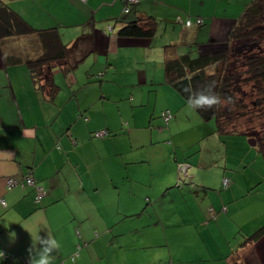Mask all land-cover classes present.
I'll use <instances>...</instances> for the list:
<instances>
[{"label":"crops","instance_id":"crops-1","mask_svg":"<svg viewBox=\"0 0 264 264\" xmlns=\"http://www.w3.org/2000/svg\"><path fill=\"white\" fill-rule=\"evenodd\" d=\"M252 1L254 0H140L139 4L134 6L135 12L131 11L132 13H127V15H133L135 20L154 17L159 22L157 33L152 40H125L127 41L125 45L151 47V50H156V55L159 56L165 54V47L169 45H176V47L184 45L186 50L190 48L214 50V48L227 43L229 32L246 5ZM19 2H14V9L37 29L53 28L54 26L47 27L50 19L47 12L50 17L55 16V27L61 31V37L65 42L71 45L79 40V47L75 49V52L80 57L86 55L80 62H84L91 55H98L99 50L96 47L108 38L109 27H113L112 21L116 25L110 33L117 31V34L119 28L129 22L122 21V23L118 19L123 14L122 0H44L43 3L48 2L49 11L42 8L32 10L30 13L33 14H29V17L24 14ZM51 6H54V9L51 10ZM188 16L201 17L204 19V24L188 28L184 24ZM177 17H181L183 22L178 23ZM52 24H54L53 20ZM83 36H86L87 39H82ZM14 43L16 42H12V44ZM20 44L26 46V41H17V45ZM108 44L110 46V40ZM11 47L14 48L12 45ZM179 52L181 51H176L175 54H179ZM157 59L160 63L161 59ZM60 68L61 72L59 73L53 71V81L58 86V92L55 97L51 98L47 89H41L34 83L25 66L6 65L0 51V200L5 202L2 204L0 201V264H24L25 260L32 262V258L43 247L39 243H34V240L39 241L41 238L54 242L55 247L51 253L52 264H104L101 262L100 256L107 255V249L100 253H96L94 250L99 245L101 235L123 236L124 233L117 231L115 225L123 223L126 219L142 215L144 208H138L140 204L144 203V200L147 203L153 202L154 213H151V217L156 214L159 217L158 220L162 221L161 214L159 215L156 210L157 202L160 207L162 203L163 207L171 206L169 209L179 216L181 224L190 227L181 236L182 246L179 251L182 259L172 260L162 251L157 254L160 256L159 258L153 253L151 259L144 260L145 264H166L168 262L171 264H200L204 261L205 255L209 256L210 261L225 260L227 263L235 264V260H232L234 250L230 248V253H227L226 241L228 239L222 236L221 232H218L216 244L222 245L224 242L223 248L221 246V248L212 249L207 246L191 248V245L185 242L192 238L193 227L200 226V223L210 224L209 217L212 220H218L224 213L230 212L231 218H235L242 210L252 208L250 210L252 211L253 206L258 203L260 206L256 213L248 215V219L252 218V221L257 223L264 222H261L264 219V197L260 202L254 199L249 206L239 204L264 183V157L254 148L251 139L248 137L246 140L239 138L244 149H254V155L251 150L246 153L247 156L252 155L251 160H247V156L232 160L229 151L224 157L216 158H212L214 153L210 152H207L208 155L205 153L196 155L198 152V149H195L196 145L191 147L187 152L186 159L190 156L192 159L190 162H186H189L193 168L192 184L189 185V182H186L187 186L182 189V192L171 191L175 186L177 165L181 159L185 158L179 157L174 152L176 156L173 162L170 158L171 146L169 142H173L174 146L180 149L183 148L181 141L185 136L189 137L187 148L190 147V142H196V134L193 133V129H191L192 133H184L182 129L179 130L183 119L189 121L190 116L194 117L192 110L189 111L185 107L188 104L180 100V96H177L175 92L169 90L167 92L169 104L176 106L172 110L177 113L174 115L172 125L170 124L173 130L170 129V125L169 130L158 129V126L162 125L161 119L151 121L158 116L159 112L163 111L158 109V93L156 92L155 96L156 102L153 101L151 104L152 93L155 91L153 89L140 91V87L137 86L143 84L154 87V85L167 84H164L162 79H157V73H147L148 71L144 70L143 77L137 76L136 83L135 80L131 82L122 80L123 76L115 79L124 82V86H132L129 90V98L126 97L123 100L125 103L132 106V102H137L138 107H143L145 102L149 106H154L149 114L152 116L151 120L142 122V125L136 124L134 121L131 125L129 119L126 124L131 129L126 132L120 131V126H122L120 115L116 123H104L89 128L91 133L98 128H107L108 124L113 128L117 124V130L112 133L110 131V136L106 138H97L96 141H91L89 135L81 138L76 135L69 138L61 137L59 133L63 129L61 131L56 129L59 117L62 115L64 117L70 115L73 118L75 116L82 117L85 112L89 111L91 117L90 119L85 117L84 121L88 120L86 123H93L94 112H92V106L79 105L81 95H76L72 90L74 79L69 81L70 73L66 74L63 68ZM114 69L115 72L106 74H111L114 77L119 74L118 72L121 73L118 65H115ZM104 75V73L101 74V76ZM126 75H128V79H132L131 75ZM142 78L143 81L139 83ZM149 78L153 79L151 83H149ZM43 84L44 81L41 86ZM88 84L92 85V82L91 79L86 78L83 84L86 87L84 91L89 87ZM92 87L90 86L89 89ZM49 101H55V106H50L51 102ZM72 101H74L73 104L70 103ZM122 105L121 102L118 104V110ZM70 106L73 108L68 112ZM58 110L59 112H57ZM55 117H57L56 120ZM65 124L69 126L67 130L70 127L74 128L71 123ZM52 128L55 129V135ZM210 139L207 141V145H214L216 141L218 142L216 136ZM58 141L61 142V146ZM122 141L124 143L121 146ZM233 142H235L234 137L231 139L232 144ZM90 143L95 144V149L90 153L84 152L85 149L88 151L87 147ZM56 144L58 145L56 146ZM145 148H158L156 154L159 165L156 170H151L148 166L152 161L149 155L141 154V158L139 157V151ZM165 149L167 155L161 153L165 152ZM101 150H105L106 153L103 155ZM192 151L194 152L192 153ZM83 153L91 159L95 158L99 163L102 159L104 163H107V167H104L102 172L105 178H100L98 184L91 178V173H89L91 168L86 163ZM256 160L263 163V167H258V170L255 167ZM143 167H147V171L140 170ZM214 168L219 170L216 175L218 181L230 177L232 184L227 189H224L222 185L220 190L210 193L211 190L205 178L208 177L207 172ZM250 169L251 174H248ZM29 172H32L37 185L46 191L40 202H36L35 199L37 190L25 184V178ZM242 173L243 175H241ZM88 174L90 178L86 179ZM10 178L18 180L19 184L8 189L6 181ZM143 185L145 188H142ZM139 188L144 191L141 195L137 192L140 191ZM200 188L208 190L202 200L196 198L200 195L198 190ZM241 189L245 193L238 196ZM93 190L109 192L112 205L108 204L105 198L98 193V196L94 197L95 212L90 216L89 213L87 214L86 203H89L90 208L92 198L94 194H97H93ZM157 193H160L161 199L156 196ZM145 195L146 199L143 197ZM127 200L135 204L125 206L124 202ZM211 210L214 212V217ZM143 213H145V209ZM218 216L220 217L218 218ZM150 222L153 221L150 220ZM97 223L98 227L102 228L101 233L99 229L94 228ZM194 224L196 225L194 226ZM171 228L177 229L178 227L171 225ZM204 229L214 232L215 226L211 225ZM246 234L250 235L248 232ZM112 246L119 248L118 243L115 242H112ZM108 247H111L110 244ZM248 247L239 249L245 250ZM77 251L80 255L73 260ZM118 254L126 257L122 252L110 251L109 262L116 264L114 260L121 261L115 258ZM141 255L144 254H137L131 258L126 257V262L139 264ZM248 259L252 258L246 260ZM261 263L264 264L262 261L254 264Z\"/></svg>","mask_w":264,"mask_h":264},{"label":"rangeland","instance_id":"rangeland-1","mask_svg":"<svg viewBox=\"0 0 264 264\" xmlns=\"http://www.w3.org/2000/svg\"><path fill=\"white\" fill-rule=\"evenodd\" d=\"M44 0H24L23 2L20 3V7L22 11L24 12L25 15L29 17V14L32 10H40L45 9L49 11V6L48 2L43 3ZM124 7V6H123ZM134 7V6H133ZM132 8L133 13L135 12V7ZM54 9V6H51V10ZM123 12V11H122ZM132 13V12H131ZM49 19V22L47 23V27H55V16L50 17V14L47 12ZM130 17V18H128ZM193 17V16H191ZM118 19L127 22L131 20H135L133 15H127L126 13L123 12L122 16L118 17ZM52 20L54 21V24H52ZM31 24V23H30ZM113 27L115 28L116 23L111 22ZM32 25V24H31ZM262 28H263V33H264V20L262 21ZM42 27V26H39ZM112 26H110L111 30L109 29L108 38H106L104 41H102L101 45L97 46L96 48L99 50L98 55H91L88 57L84 62H80L79 66L71 71L70 75V80L74 79V85L72 90L77 94L81 95V98L79 100V105H86V106H92V112H94V121L93 123L84 121V118L90 119V113L85 112V114L82 115V117L75 116L74 118L70 115H66L65 117L62 115V117H59L56 123V129H60V131L63 129L62 132L59 133L61 137H67L69 138L70 136L73 137V135H76V137L81 138L83 136L89 135L91 138V141H96L97 137H95V133L97 131L101 130H107L108 133H111L113 131L117 130V124L113 128L109 124L106 127L98 128L96 130H93L90 133L89 128H93L95 126H99L104 123H116L117 119L120 118V121H122V126H120V131H128L131 129V127H128L127 122L130 121V124L132 125L133 122L135 121L136 124L140 123L141 125L143 124L142 122H148V120L152 119V116L149 114L153 110L154 106H149L148 104H145L144 106H137V102H132V106H130L129 103H125L123 100L127 97L129 98L130 96V88L132 86H124V82H122L120 79H115L118 77H122V80L126 82H131L132 80H135L136 83V78L137 76L143 77V72L144 70H147L152 73H157V79H162L164 82V64H165V57L167 56L166 53L163 54V56L156 55V50H151V47H139V46H129L125 45L127 41L125 40H135V39H124L118 36L117 31L114 33H110L113 31ZM61 32V31H60ZM169 34L167 33V37ZM109 40H110V46H109ZM122 40V41H121ZM65 42V40L63 39ZM67 44V42H65ZM226 45L218 46L217 48H214V50H220L224 49ZM181 51L179 54H184L189 52V50L185 49L184 45H179L176 48L169 49L168 51L171 52L172 54L168 53V55H173L176 51ZM264 50V45L257 43L255 40H248V41H242L237 43L236 46H234L233 54L232 57L234 58V61L232 63V66L230 68L231 73L233 74V79L235 81V91H237V94L242 97L243 100L247 101V104L249 105V110L243 111L242 114L231 112L230 110H225L224 111V117L225 118H233L238 117L239 115H243L242 117V125L244 126L243 129L247 130L248 132H252L251 134H254L261 130L264 127V115L262 112L257 110V107L254 106V102L257 98V95L252 87V85H244L243 82L239 81V79L244 78L243 76V70H245V66L243 64L244 57L249 56L251 54L259 53ZM195 52L199 53L198 51L205 53L209 52V50H204L203 48H200L197 50L195 48ZM165 52V51H164ZM144 56V57H143ZM161 59V62L159 63L158 59ZM115 65L119 66V74L113 77L111 74H106V73H113L116 70ZM122 67V68H121ZM55 73L61 72V68L59 66H55L54 68ZM132 72V73H130ZM104 73V76H101V74ZM129 74L132 76V79H128ZM72 75V76H71ZM162 75V76H161ZM113 79H112V78ZM88 78L91 79L92 85L88 84V88L84 91L85 85V79ZM143 81V78L140 80L139 83ZM153 79L149 78V83H151ZM106 82V83H105ZM90 86H93L91 89ZM102 86V87H101ZM129 87V89H128ZM137 87H140V91H149L150 89H153L152 93V98L151 99V104L153 101H155V96L156 92L158 93V98H157V104H158V109L163 110L162 112L165 111H170L172 112L173 115H176L175 110H172L173 107L176 108V106H171L168 101V96L167 92L172 90L175 92V94L178 96L179 93L173 89L172 86L170 85H163L161 84L160 86H155L154 87H149L146 85H138ZM156 88V89H155ZM167 88V89H166ZM171 88V89H170ZM89 89V91H88ZM152 92V91H151ZM180 96V95H179ZM180 100H183L182 97L180 96ZM170 100V99H169ZM123 101V102H122ZM132 101V99H131ZM51 102L50 106H55V101H49ZM121 102L123 104L120 106L118 110V104ZM156 102V101H155ZM184 102V100H183ZM71 104L74 103V101L70 102ZM104 104V106H102ZM62 105V103H61ZM78 106L77 104H75ZM95 105V106H94ZM187 110L191 111L192 108L185 106ZM73 106H70V109L68 112L72 110ZM250 110H254V113H250ZM59 112V110L57 111ZM120 112V114H118ZM162 112H159L158 116H156L153 120H159L162 118L161 114ZM77 113V112H76ZM77 115V114H76ZM58 116V114H57ZM77 117V118H76ZM240 117V116H239ZM57 117H55L56 120ZM197 118V117H196ZM81 119V120H80ZM108 120V121H107ZM84 121V122H83ZM200 123V120L192 119L189 121H185L183 119V124L181 125L179 130L182 129L184 133H192L191 129H193V133L196 134L197 132V127L198 124ZM215 122L213 121L212 125L215 128ZM64 123H71V126L73 125L74 128H69L66 124ZM173 121L170 122L172 125ZM197 124V125H196ZM170 125V129L173 130V128ZM200 127V125H199ZM198 127V128H199ZM169 130V129H168ZM194 130L196 132H194ZM52 131L54 132L55 135V129L52 128ZM95 138H94V137ZM110 136V135H109ZM232 137H229L227 139V142L225 144H221L216 141V143L211 147V149L214 151V154L212 155V158L216 157H224L229 151V156L233 160L235 158H241L244 156H247L246 153H248L251 149H244L243 146L241 145V140L239 138H244V140L247 139V137H242L241 135H230ZM235 138V142L233 144L231 143V139ZM106 138V137H105ZM73 140V138H72ZM189 140L188 136H185L182 141V149L174 146L173 142H170L171 146V159L175 160V154H178V156L183 157L185 159H181L180 163L177 165V174L175 176L174 180V188H172L171 191H177V192H182V189H184L185 186H187L186 182H189L188 184L191 185V180H193V174H192V167H189L187 169V172L185 169H182L181 167L186 165V161L190 162V158L186 159L187 152L191 149L193 146L200 147V143L198 142H190V147L187 148V141ZM59 142V141H58ZM248 142V141H247ZM121 143V142H120ZM124 141H122L121 146L123 145ZM204 143V141H203ZM249 144V143H248ZM58 144H56L57 146ZM61 142H59V146H61ZM94 143H90V145L84 150L86 153H90L91 150H94ZM233 147L232 149L230 147ZM175 147V148H174ZM250 148V147H249ZM155 149L151 148H145L141 149L139 151V157L141 158L142 155H149L152 158V161L150 164H148L149 168L152 170H156V168L159 165V160L156 154ZM82 152V151H79ZM161 152V151H160ZM175 152V154H174ZM194 151H192L193 153ZM101 153L103 155L106 153L105 150H101ZM162 154L167 155V150L165 149V152H161ZM205 155L208 153L205 151V147L201 149L199 152H197L196 155ZM252 155L255 154L254 149L251 150ZM84 156V159L86 160V163L88 166H90V172L91 173V178L93 181L97 182L99 179L105 178V175L102 173L103 168L107 167V163L102 161H97L95 158H90L86 154H82ZM189 155V154H188ZM252 155L247 156V160L252 159ZM169 162V161H168ZM85 163V162H84ZM211 163V162H210ZM86 165V164H85ZM263 163L255 161V167H263ZM87 166V165H86ZM140 170H146L147 167L140 168ZM211 173V174H210ZM219 170L217 168H214L213 170H209L207 172V178H205L206 183L211 190L210 193H212L214 190L218 191L220 190V187L226 189L224 186V179L221 181H218V178L216 175H218ZM248 174H251V169L250 171L247 172ZM253 173V171H252ZM210 174V175H209ZM138 175V174H137ZM145 175L147 173L145 172ZM243 175V173L241 174ZM90 178V175L86 177V179ZM231 180L232 178L229 177ZM204 180V181H205ZM96 184V185H97ZM95 185V184H94ZM146 185V184H145ZM145 185H143L142 188H145ZM141 188V189H142ZM140 190V188H139ZM200 192V195L196 198L202 200L205 198V194L208 193V190H204L203 188L198 189ZM214 191V192H215ZM139 195L143 193L144 191L140 190L137 191ZM94 193H97L96 195ZM98 193L105 198V201L108 204H111V198L109 196V192L102 191V192H96L93 190V198L91 202V206L89 208V203H86V210L87 214L89 213L90 216L95 212V202H94V197L98 196ZM245 192L244 190H240L238 192L239 195H243ZM263 194H264V183H262L260 186H258L257 191L255 190L253 193L249 195L246 199H243L242 201L239 202L241 206H249L250 203L255 199L258 202L263 201ZM157 197L162 198L160 193L156 194ZM146 199V195L143 196ZM153 201V200H152ZM162 201V200H161ZM132 201L127 200L124 202L125 206H130L129 204L132 205ZM152 203H147L144 200L143 204L139 205L138 209L144 208L145 213H143L144 209L142 210V215L139 217L133 218V219H126L123 223L115 225L117 227V231H122L124 233L123 236L120 237H113L110 234H102L101 239L99 240V245L94 248L96 253L104 252L105 249H107L106 254L107 255H101L100 257L102 258L101 262L104 264H112L109 262V252H117L124 254L126 257H133L134 255L137 254H144L140 256V262L139 264H145L146 262L144 260H149L153 257V253L157 258L160 256H157L159 252H165V254L169 257H171L172 260L176 259H182V256H180V249H181V236L183 235L184 232H186L190 227L184 226V224H181L180 218L177 214L171 212V206L168 205V207H163L161 203V207L159 206L157 202V207L156 210L161 214L162 221L158 220V216L154 214V217H151V213L153 211V206ZM135 204V203H133ZM260 206L258 203L257 205L253 206V210L250 211V209H245L240 211L235 218H231V213H224L222 215L221 219L218 220H212L210 217V224L205 225L201 224L200 226L193 227L194 233L192 238H189L185 243H188L191 245V248L195 247H204L207 246L208 248H218V247H224V242H222V245H218L217 243V238L219 236L218 232H221L222 236L227 238V246L228 247V254L230 253V248L234 250L233 252V261L235 260V264H245L244 262L246 261L247 258H252V260H257V262H263L264 263V237H262L257 243L252 244L245 250H240V244L244 241V237L247 235L246 233H253L257 229H259L262 225H264V219H262L261 222L263 223H257L253 222L252 218L248 219V215L255 214L257 211V208ZM177 208V207H175ZM183 211V210H182ZM226 210L224 209V212ZM250 213V214H249ZM214 217V216H213ZM220 216H218L219 218ZM248 219V220H247ZM152 220L153 222H150ZM171 225L177 226V229H172ZM183 225V226H182ZM188 225V224H186ZM211 225L215 226V231L210 232L208 230H205L204 228H207ZM94 228L97 230H100V233L102 231V228L98 227V223L94 225ZM122 228V229H120ZM242 229V230H240ZM116 233V232H115ZM95 234V232H94ZM169 240V242H168ZM112 242L118 243V249L112 246ZM110 244L111 247H108ZM220 247V248H221ZM113 248V249H112ZM139 248V249H138ZM170 248L169 250H167ZM189 249L190 247H185ZM135 249V250H134ZM83 250V249H82ZM167 250V251H166ZM238 254V256H237ZM126 257H123L121 254L116 255L115 258L120 259L121 261L114 260V263L116 264H132L130 262H126ZM135 257V256H134ZM223 257V256H222ZM231 260V261H232ZM113 262V260H111ZM176 262V261H175ZM230 264L227 263L225 260H211L208 255H205L204 261L201 262L200 264ZM161 264V263H158ZM166 264H171L170 262ZM262 264V263H261Z\"/></svg>","mask_w":264,"mask_h":264},{"label":"trees","instance_id":"trees-1","mask_svg":"<svg viewBox=\"0 0 264 264\" xmlns=\"http://www.w3.org/2000/svg\"><path fill=\"white\" fill-rule=\"evenodd\" d=\"M14 2L20 4L22 0H0V51L4 62L6 65L25 66L34 83L41 89H47L49 96L53 98L58 92V86L53 81V68L59 66L63 68L66 74L71 73L87 53L84 54V57L78 56L75 49L79 47V40L71 45L66 44L58 27L37 29L32 26L23 15L14 9ZM131 11L132 8H130L129 13ZM198 18L201 17L188 16L184 21L185 26L188 27L186 22L189 19L192 21V26H200L196 23ZM263 20L264 0H254L246 5L229 32L224 49L211 50L205 53L198 51L199 53H197L194 51L195 48H190L188 49L189 52L184 54L174 53L168 55V53L172 54L168 50L176 48V45L165 47L167 56L164 64V84L172 86L186 104H188V93L184 92L186 86L193 90H200L211 85L210 94L219 97L218 102L211 106L205 105L191 109L194 117L190 116V120L191 118L195 121L196 119L200 120V123L198 122V127L199 125L200 127L196 128V142L200 143V147L196 146L195 148L198 149V152L205 147L206 152L214 153L211 149L213 144H211L212 146L207 145V141L212 137L216 136L219 143L225 144L227 139L232 137L230 135H241L251 139L254 148L264 157V127L253 136L252 132L243 129L242 117L246 114L239 115L240 117L234 116L233 118L224 117L225 110L239 112V114L249 110L247 101L243 100L235 91L234 76L230 71L234 61L232 52L234 46L242 41L255 40L257 43L264 45V33L261 26ZM176 21L178 23L183 22L181 17H177ZM158 24L159 22L154 17L132 20L119 28L118 36L124 39L152 40L156 36ZM85 38L87 39L86 36L82 37V39ZM88 39H90L89 36ZM20 40H25L26 46L17 45V41ZM12 42L16 43L12 44ZM197 50L199 49L197 48ZM243 64L245 66V70H243L244 78L239 79V81L243 82L245 86L252 85L257 95L253 105L264 115V50L244 57ZM43 81L44 84L41 86ZM229 97H231V100H229ZM250 111V113H254V110ZM161 116L162 125L158 126V129L164 131L168 129L174 115L170 111H165L162 112ZM213 121H216L215 128L212 125ZM194 132L196 131L194 130ZM109 134L107 133L103 137L95 135V137L105 138ZM186 164L191 167L189 162H186ZM225 180H228L227 185L224 182L227 189L231 186L232 179L230 180L228 177L224 178ZM262 237H264V225L254 233L246 235L240 247L251 246ZM255 262L257 260L248 259L244 263L254 264Z\"/></svg>","mask_w":264,"mask_h":264},{"label":"clouds","instance_id":"clouds-1","mask_svg":"<svg viewBox=\"0 0 264 264\" xmlns=\"http://www.w3.org/2000/svg\"><path fill=\"white\" fill-rule=\"evenodd\" d=\"M212 86L208 85L200 90H193L186 86L184 92L188 93V107L190 108H200L205 105L211 106L218 102L219 97L211 93ZM231 100V97H229ZM34 243H39L43 245L42 249L37 253L35 257L32 258V264H52L53 249L55 247L54 242L49 241V239H40L39 241L34 240Z\"/></svg>","mask_w":264,"mask_h":264},{"label":"built area","instance_id":"built-area-1","mask_svg":"<svg viewBox=\"0 0 264 264\" xmlns=\"http://www.w3.org/2000/svg\"><path fill=\"white\" fill-rule=\"evenodd\" d=\"M139 2H140V0H123V3H124L123 12L126 14L129 13L131 6L139 4ZM196 23L201 26L203 24V19L198 18L196 20ZM186 25L188 27L192 26V21L190 19L187 20ZM109 29L111 30L110 27H109ZM169 117H170V113H169ZM107 133L108 132L106 130H101V131H97L95 133V135L97 137H103ZM189 167L190 166L186 164L185 166H183L181 168L185 169L187 172V169ZM224 182L227 185L228 180H225ZM17 184H19V181L16 179H13V178H10L6 181V186L8 189H11L13 186H16ZM25 184H27L30 187H34L37 190L35 199H36V202H40L42 200L43 196L46 194V191L43 189V187H40L37 185V182H36L35 178L33 177L32 172H29L28 176L25 178ZM0 201L2 204H5L4 200H0ZM211 213H212V216H214V212L212 210H211ZM78 249H79V247H78ZM79 255L80 254L77 251V253L73 256L72 259L74 260L75 258L79 257ZM31 263H32L31 260H25L24 261V264H31Z\"/></svg>","mask_w":264,"mask_h":264}]
</instances>
